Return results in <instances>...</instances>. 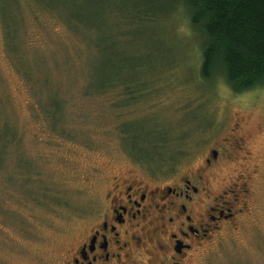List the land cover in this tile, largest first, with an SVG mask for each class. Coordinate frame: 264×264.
Instances as JSON below:
<instances>
[{
  "label": "rangeland",
  "instance_id": "rangeland-1",
  "mask_svg": "<svg viewBox=\"0 0 264 264\" xmlns=\"http://www.w3.org/2000/svg\"><path fill=\"white\" fill-rule=\"evenodd\" d=\"M150 12L145 0H0V264L61 262L111 184L173 183L205 167L213 149L211 187L238 199L226 195L234 218L190 264H264V86L235 93L221 75L205 79L182 4L155 10L158 21ZM114 32L117 59L141 55L140 74L156 75V90L117 117L105 99L80 93L100 60L94 42ZM58 99L68 117L37 115ZM134 119L142 148L150 135L167 137L182 154L144 159L120 130Z\"/></svg>",
  "mask_w": 264,
  "mask_h": 264
},
{
  "label": "flooded vegetation",
  "instance_id": "flooded-vegetation-1",
  "mask_svg": "<svg viewBox=\"0 0 264 264\" xmlns=\"http://www.w3.org/2000/svg\"><path fill=\"white\" fill-rule=\"evenodd\" d=\"M211 154L205 167L173 183L111 184L83 237L57 264H190L196 248L234 218L226 195L238 199L234 188L213 191L207 172L218 150Z\"/></svg>",
  "mask_w": 264,
  "mask_h": 264
},
{
  "label": "trees",
  "instance_id": "trees-1",
  "mask_svg": "<svg viewBox=\"0 0 264 264\" xmlns=\"http://www.w3.org/2000/svg\"><path fill=\"white\" fill-rule=\"evenodd\" d=\"M174 1L182 4L189 14L193 31L200 36L202 77L212 81L216 75H221L235 93L264 86V0H145V5L151 9L147 16L158 21L160 16L155 10L160 8L165 15L170 12ZM117 45L115 32L109 39L94 42L100 57L95 66V78L90 80L85 90H80L84 97L105 99L108 112L115 117L117 110L135 106L148 96L150 89L156 90L153 82L156 75H141L138 70L141 64L137 62L143 56L136 57L132 64L123 53L117 59ZM119 47L123 50L121 43ZM129 67L135 71L128 72ZM67 104L64 99L45 101L39 106L40 113L37 115L52 121L55 117H68ZM137 120L122 123L120 130L125 138H133L135 148L143 153L144 159L156 156L158 160V157L167 154L169 160H174L182 154L177 145L180 141L167 137L156 139L150 135V148H142L139 139L145 135L140 133V122Z\"/></svg>",
  "mask_w": 264,
  "mask_h": 264
}]
</instances>
